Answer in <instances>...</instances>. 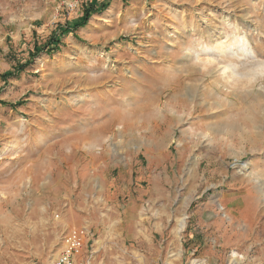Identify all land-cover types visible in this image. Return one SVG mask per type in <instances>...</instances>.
Returning <instances> with one entry per match:
<instances>
[{
    "label": "rangeland",
    "instance_id": "obj_1",
    "mask_svg": "<svg viewBox=\"0 0 264 264\" xmlns=\"http://www.w3.org/2000/svg\"><path fill=\"white\" fill-rule=\"evenodd\" d=\"M262 64L264 0H0V264H264Z\"/></svg>",
    "mask_w": 264,
    "mask_h": 264
},
{
    "label": "built area",
    "instance_id": "obj_2",
    "mask_svg": "<svg viewBox=\"0 0 264 264\" xmlns=\"http://www.w3.org/2000/svg\"><path fill=\"white\" fill-rule=\"evenodd\" d=\"M92 235L87 226H72L63 236L61 249L53 264H83L80 256L90 244Z\"/></svg>",
    "mask_w": 264,
    "mask_h": 264
},
{
    "label": "bare ground",
    "instance_id": "obj_3",
    "mask_svg": "<svg viewBox=\"0 0 264 264\" xmlns=\"http://www.w3.org/2000/svg\"><path fill=\"white\" fill-rule=\"evenodd\" d=\"M241 45H240V47H242V48H245V42H242V43H240ZM227 68H229L230 70H235V66H234V64H229L228 65V67ZM255 70H257V71H264V64H262V65H258V67L257 68H255ZM256 71V72H257ZM183 97V96H182ZM95 118V117H94ZM93 134V133H92ZM89 139V138H88ZM92 140V139H91ZM79 141V140H78ZM79 142H82V140H80ZM78 142V143H79ZM58 146V145H57ZM65 148V147H64ZM59 151V150H58ZM59 153V152H58Z\"/></svg>",
    "mask_w": 264,
    "mask_h": 264
},
{
    "label": "trees",
    "instance_id": "obj_4",
    "mask_svg": "<svg viewBox=\"0 0 264 264\" xmlns=\"http://www.w3.org/2000/svg\"><path fill=\"white\" fill-rule=\"evenodd\" d=\"M92 5H94V4H92ZM88 14L89 13H87V15H85L84 17H83V20L80 22V23H83V22H85L87 19H88ZM54 40V39H53ZM0 102H3V101H0Z\"/></svg>",
    "mask_w": 264,
    "mask_h": 264
}]
</instances>
